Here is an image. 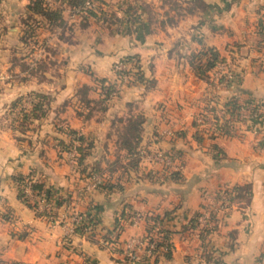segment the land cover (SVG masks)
Returning <instances> with one entry per match:
<instances>
[{"label": "crops", "instance_id": "1", "mask_svg": "<svg viewBox=\"0 0 264 264\" xmlns=\"http://www.w3.org/2000/svg\"><path fill=\"white\" fill-rule=\"evenodd\" d=\"M104 1L116 2L111 5L114 10H106L108 5L102 10L118 17L124 5L135 1L136 14L128 22L105 29L86 17L79 28L80 39L64 43L65 56L60 58L68 65L58 88L53 89L50 75L47 83L35 76L24 78V90L52 97L48 113L34 120L31 136L0 122V260L18 264H253L264 247V69L259 70L257 64L262 61L257 46L264 0H199V6L193 5L195 0H175L180 3L178 13L168 0ZM203 47L215 49L225 60L230 58L236 70H244L242 78L213 90L188 63L189 56ZM125 55H134L143 65V81L108 100L103 110L89 107L91 103L82 106L76 89L86 85V97L97 100L96 79L111 78L110 65ZM31 80L36 88L26 85ZM0 96L7 98L5 92ZM230 99L243 105L238 120L231 122L230 135L209 139L206 124L196 130L194 118L207 107L213 106L215 113L226 117L224 105ZM254 105L257 115L250 116L248 108ZM135 114L143 119L138 146L155 145L177 153L182 162L178 178L160 179L139 169H105V163L116 157L114 149L126 161L115 127L123 123L118 118ZM56 127L74 130L91 144L84 158L87 169L100 168L113 187L83 190L88 178L78 170L73 172L60 158L56 141L65 136ZM28 174L51 191L48 217L35 214L17 197L14 176ZM243 184L250 187L248 201L218 213L216 228L201 241L189 227L195 214L217 190ZM121 210L163 216L172 246L170 256L159 249L137 262L123 258L130 241L145 234L143 221L122 226L116 239L120 251L114 254L85 236L69 235L71 247L62 246L71 214H92L98 220V239V234L113 228Z\"/></svg>", "mask_w": 264, "mask_h": 264}, {"label": "trees", "instance_id": "2", "mask_svg": "<svg viewBox=\"0 0 264 264\" xmlns=\"http://www.w3.org/2000/svg\"><path fill=\"white\" fill-rule=\"evenodd\" d=\"M66 1L67 4L71 7H78L81 5L83 0H63ZM174 0H168L169 6L172 8V4ZM200 5L199 0H195L193 5ZM27 9L31 11L33 14L40 15L44 17L47 20V23L51 26H58L60 20V13L56 9H50L43 5L42 0H28L27 3ZM188 7V6H186ZM191 7V6H190ZM136 2L127 3L124 5V9L122 10V15L120 17L116 16L113 12H108L104 10H98L97 12L87 11L85 15L91 16L96 21L100 22L105 28H110L111 26H118L122 22H128L130 21L133 16L136 14ZM144 9V7H143ZM177 12H179V7L176 8ZM259 34H260V40L259 44L257 46L258 50H260L263 46V39H264V22L259 25ZM122 61L126 62H132L134 64V67L136 70L132 73L133 80L136 82H142L143 81V74L141 72V69L138 64V59L134 55H125L120 58ZM225 59L221 57L218 52L211 48V47H203L199 49L197 52L191 54L189 56V66L191 69L196 73L197 76L202 77L205 79L208 76V73L213 70V68L223 62ZM43 63L39 62L38 65L35 67L33 71H27L29 76H37L34 75L38 74L36 77L38 80L42 78L43 73ZM237 81V80H236ZM98 90L100 97L92 101L86 97V92L88 90V87L86 85H81L76 89V93L79 96V101L82 103L83 106L88 107L91 104L96 110H103L105 108L106 102L111 97V91L112 86L110 84V80L106 78H99L96 79ZM218 82H225V84H229L227 80L225 81L223 76H220L218 78ZM31 100L29 101V106L26 109H20L19 110V118H18V124L17 126L12 127V130L19 132L20 134H23L27 129L29 123L33 122L34 120H38L40 118H43L46 115L47 106L49 102V96L47 94H43L40 92H29ZM22 98H16L10 103V107L18 106V102H20ZM243 107V105L237 103L234 99H230L226 101L225 103V109L224 113H226V117L223 115L217 116L215 114V108L213 106L207 107L206 110H208L212 114V119L210 122V128H212V133H208V138L213 139L218 136H227L231 134V122L238 120V114L240 109ZM256 106H252L248 108L250 116H256ZM11 108V109H12ZM201 113H199L200 115ZM142 116L140 114H135L134 116H130L126 118L125 120H122L121 118H118L117 121L123 122V125L121 127V131H117V141H118V147L119 149L123 150L124 156L126 158V161L119 167V169L126 171V169L130 170H138V162L139 157L137 154L138 149V142H139V133L141 129V123H142ZM194 127H198L200 123H198L195 118L193 121ZM56 130L58 132H61L64 134L65 139H57L56 145L58 154L60 155L61 152L67 151L69 147L72 145V142H74V150L76 152L75 157V168L78 169L80 173L84 175V177L88 178L92 173L100 175L102 177L101 184H99L96 189H110L113 187L108 179V175L103 176L102 172H96L99 171L97 166H90L89 169H87V165L84 163V158L88 154V149L91 146V144L85 140V138L76 133L74 130L71 129H62L61 127H56ZM197 130V128H196ZM18 139L19 137L16 136ZM16 138V139H17ZM212 149L219 153V150L216 149L214 145L211 146ZM179 158L180 165L182 164L181 159L179 155H176ZM117 168V167H116ZM116 168L109 169L108 171L111 172L115 170ZM147 175L152 174V170H148L145 172ZM179 170L178 171H170L167 175H164V178H170V179H176L178 178ZM14 181L17 184V197L18 199L25 204L27 207L32 209L35 214L42 215L45 217H48L50 213H45L44 211H38L36 209V201L38 198L43 197L44 200H47L49 202V198L51 196V191L49 188L45 187L44 183L41 181H38L36 179H33L30 177V175L22 176L17 175L14 176ZM28 185L30 191L35 195L36 199L34 200H28L27 198H23V189L25 186ZM218 193H222L226 196L228 202L230 205L232 204H239V203H246L250 197V187L248 184L243 185H233L229 188H222L215 192V195ZM60 201L56 199V205H59ZM135 212H128L125 213L123 210L120 211L118 214V219H115L114 226L110 230H105L102 234H98V239H96V228L98 224V220L93 217L90 213H84V214H76L77 216H80V221L78 223H74L71 221L72 229H71V235L76 236H85L90 241L97 243L99 247L101 248H108V244H113L116 242L117 236L120 232V224L119 219H129ZM199 213V212H198ZM198 213L195 214L193 219L191 220V223L189 224V227H194L195 218L198 215ZM144 218V223L146 225L145 234H149L152 231L153 222L155 220L161 221V227L159 231H157L158 239L154 243V247L152 249V254L156 253L157 250L161 249L163 252V255L165 257H169L171 253V243L169 241V230L167 227L163 225V216H159L157 214H150V213H141ZM217 222V220L215 219ZM216 228V225H214L211 229H205L202 231L199 235V239L202 241L204 238L214 229ZM67 237H64L66 239ZM68 240V239H66ZM101 241V243H100ZM120 250L118 248H114V252H119ZM126 261H133L132 259L124 256L123 257ZM0 264H18L15 262L6 263L0 260Z\"/></svg>", "mask_w": 264, "mask_h": 264}, {"label": "rangeland", "instance_id": "3", "mask_svg": "<svg viewBox=\"0 0 264 264\" xmlns=\"http://www.w3.org/2000/svg\"><path fill=\"white\" fill-rule=\"evenodd\" d=\"M43 5L50 9H56L60 13V20L58 26L49 25L47 23V20L37 14H33L31 11L27 9V3L28 0H0V73H2V77H0V92L6 93L7 98L2 99L0 96V122H5V124H9L10 126H17L18 124V118H19V110L20 109H26L29 106V101L31 100L29 92H39L36 90H24V78H28L29 80L30 76L28 75L27 71H33L35 67L38 65L39 62L43 63V72L42 78L39 79L43 80L42 82L47 83L49 80L48 75L53 76L52 79V87L53 89L58 88L61 85L60 76L67 68L66 60H63L60 57H64L62 54V50H64V43L66 41H73L74 39H80L82 36V30H79L82 25H85L83 20L88 17L85 14L80 15H73L72 14V8L67 4V2L63 0H42ZM102 3L101 7H104V5H108L107 9H110V11L114 10L112 9V6L116 3L113 2L111 4H105L106 2L104 0H100ZM172 9L176 12V8L180 7V3L175 1L171 3ZM110 5V6H109ZM112 5V6H111ZM146 11H148V6H143ZM171 8V7H170ZM118 9V7H117ZM91 17V16H90ZM91 22L94 21L96 25H98L100 28L105 29V27L102 24L97 23L94 18H90ZM88 26V25H87ZM88 31H86L87 35ZM264 46V45H263ZM264 48L259 50L258 57L260 60L264 61V57L262 56ZM55 54V56H54ZM234 57V56H233ZM118 58L117 60H119ZM234 59L236 60L237 57ZM228 63L232 65L234 73L240 72L242 69H235L236 63L233 62L230 58L227 59ZM261 61V62H262ZM257 63L259 65V70H263L264 67L260 68V66L264 65V62L261 64ZM114 63V62H113ZM110 65L111 70V78L113 77L112 72V65ZM139 67L141 69V72L143 74V65L138 60ZM147 65L144 66V68ZM24 73V74H21ZM6 75V76H4ZM28 75V77L26 76ZM37 75V72L36 74ZM209 75V74H208ZM36 76V77H37ZM211 77V76H210ZM242 78V77H240ZM240 78L233 79L234 81L232 83H229L228 85L225 84V82H217V81H210L209 76L205 79L208 86L213 87V90H216L220 87H227L229 85L236 84ZM237 80V81H236ZM34 81L31 80L30 82H27L26 85H32ZM229 82V81H228ZM137 83L132 80L124 86L122 89H120L114 96H111L109 100L117 98L124 90H126L129 87H132L136 85ZM216 86V87H215ZM35 87V86H34ZM36 88V87H35ZM44 89V88H43ZM40 93H43L40 91ZM46 94V93H43ZM49 96V102L47 106V110L49 109L50 102L52 100L51 94H47ZM6 97V96H5ZM22 98L20 102H18V106L10 107V103L15 100L16 98ZM71 97L70 99H72ZM68 99V102H70ZM4 103V104H3ZM73 105H75L76 102H72ZM80 104V103H79ZM78 104V106H79ZM83 106V105H82ZM225 106V105H224ZM12 108V109H11ZM207 109V108H206ZM205 110V109H204ZM208 111V110H207ZM222 111V110H221ZM48 112L46 111V114ZM218 113V112H216ZM196 118V117H195ZM57 123H60L57 121ZM34 121L29 123L26 130H24V134L31 136L32 130L34 129ZM123 123L116 124L115 127V134L117 137V131H121ZM138 149L143 150L146 153H150L154 151L155 149L161 150V151H168L173 154H176L173 151L170 150H164L158 146H152L147 148L146 145H140ZM115 152V158L110 160V162L105 163L107 170L113 169V168H119L121 165H123V160L119 158V153H116V149L112 150ZM60 158L68 165L72 167V171L76 172L78 169L75 168V164L71 163V161L68 158V153L66 151H63L60 153ZM157 169H153L152 172L154 175H156L157 178L163 179L164 175L162 171H160L157 167ZM89 169V168H88ZM138 169L142 172L148 171L145 167H142V165L138 164ZM99 171L96 172H102V170L99 168ZM180 171V170H179ZM79 172V171H78ZM89 181V179H86ZM88 183V182H87ZM86 187V184L82 186L83 190ZM48 202L47 200H45ZM51 209V208H50ZM73 214H71L69 217L71 219ZM50 216V215H48ZM71 221V220H70ZM124 219L121 220L122 224H120V230L122 229V226H126L129 223H126ZM71 235V234H70ZM63 237H67L66 239H70L69 234L64 235ZM62 239L63 244L62 246L66 247L68 250L71 246H69V240ZM107 250L114 254L116 252L110 251L108 248Z\"/></svg>", "mask_w": 264, "mask_h": 264}, {"label": "built area", "instance_id": "4", "mask_svg": "<svg viewBox=\"0 0 264 264\" xmlns=\"http://www.w3.org/2000/svg\"><path fill=\"white\" fill-rule=\"evenodd\" d=\"M102 3L100 0H83L81 5L78 7L72 8L73 15L85 14L87 11L97 12L98 10H102ZM264 45V39H263ZM264 48V46H262ZM261 48V49H262ZM260 49V50H261ZM264 57V50L262 53ZM228 60H224L223 62L217 64L212 71L209 72L210 81H217L220 76H223L224 80L232 83L233 79H238L243 76L244 70H241L238 73H234L232 65L227 62ZM136 70L134 64L132 62L122 61L121 59L116 60L112 65L113 77L110 80V84L112 86L111 96H114L120 89L126 86L133 78L132 73ZM211 76V77H210ZM223 113V111H222ZM217 116V113H215ZM240 117V116H239ZM212 119V114L205 110L201 112V114L197 115L195 120L201 125L206 124V130L209 133H212V128H210V122ZM68 153V158L75 164L76 152L74 150V142L66 151ZM137 154L139 157V165L145 167L148 170L157 169L155 167H159L158 169L163 172V174H167L170 171H178L181 168L179 163V158L176 154H173L168 151H161L155 149L150 153H146L141 149H137ZM89 181L86 185L87 188H96L99 184H101L102 177L98 174L92 173L88 177ZM23 198H27L28 200L36 199L35 195L30 191L28 185L23 189ZM230 207V204L226 198V196L222 193H218L217 195L212 194L208 201L203 205L198 215L195 218L194 227H192L193 232H195L196 236L199 238V235L205 229H211L214 225H216V215L218 213L226 211ZM36 209L38 211H44L45 213H50V203L46 202L43 197L38 198L36 201ZM71 221L74 223H78L80 221V216L76 214L72 215ZM126 223L135 224L139 221L144 222V218L141 213H134L129 219L124 220ZM123 221V222H124ZM161 221L155 220L153 222L152 231L149 234H144L142 237L133 239L130 241L129 245L126 247L125 251H123V255L132 259L133 261H140L142 257H150L152 255V249L154 247V243L158 239L157 231H159L161 227ZM72 224L68 231V234H71ZM101 243V241H100ZM114 248H117V241L113 244H108V249L110 251H114ZM253 264H264V247L261 252L258 254Z\"/></svg>", "mask_w": 264, "mask_h": 264}]
</instances>
